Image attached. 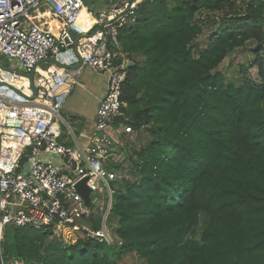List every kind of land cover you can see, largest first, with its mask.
<instances>
[{"label": "trees", "instance_id": "obj_1", "mask_svg": "<svg viewBox=\"0 0 264 264\" xmlns=\"http://www.w3.org/2000/svg\"><path fill=\"white\" fill-rule=\"evenodd\" d=\"M241 2L144 0L122 30L133 62L119 120L151 136L131 151V179L111 182L123 244L87 236L67 244L51 228L10 225L6 254L26 264H119L128 253L146 264H264V0ZM212 19L224 24L202 47ZM248 46L258 77L244 64L234 82L221 65ZM123 161L106 167L120 173Z\"/></svg>", "mask_w": 264, "mask_h": 264}, {"label": "built area", "instance_id": "obj_2", "mask_svg": "<svg viewBox=\"0 0 264 264\" xmlns=\"http://www.w3.org/2000/svg\"><path fill=\"white\" fill-rule=\"evenodd\" d=\"M102 1L104 8L96 13L86 0H0V55L11 57L25 71L0 65V264H26L22 257L1 249L10 225L51 228L65 243H75L83 233L110 246L123 244L108 224L114 191L106 163L122 161L120 137L134 130L119 120L125 117L122 86L133 62L121 36L124 28L137 23L144 0ZM41 3L61 18L59 27L45 26ZM85 9L90 20L79 28L76 24ZM71 29L76 31L74 38ZM69 50L74 54L71 60L58 58ZM86 68L106 74L108 80L91 121L93 132L80 133L83 142L72 118L66 119L62 110L71 88L84 87L80 76ZM18 78H26L28 91L15 84ZM84 179L89 202L78 187ZM105 189V202L98 196L90 201L92 193Z\"/></svg>", "mask_w": 264, "mask_h": 264}, {"label": "rangeland", "instance_id": "obj_3", "mask_svg": "<svg viewBox=\"0 0 264 264\" xmlns=\"http://www.w3.org/2000/svg\"><path fill=\"white\" fill-rule=\"evenodd\" d=\"M241 1L242 0H238V5H241L240 4L242 3ZM93 3L95 5V8H93ZM86 4L89 6L90 9L94 10L96 13L97 12L100 13L104 8V3L102 0H86ZM40 7L42 8L43 12L46 13L44 24L47 28L55 29L61 25V18L52 15V12L47 4L41 3ZM86 12L87 10L85 9L83 11V14H85ZM218 15L221 16L220 14ZM214 20L216 19H212L213 22L205 23L204 34L201 37L199 36L201 40L198 41V44H200V46L202 47H206V45H208L213 32L217 30L220 25L224 24V23H221L219 25L216 22H214ZM254 45L255 44H252V46ZM249 46L245 49L242 48L234 53H231L221 65V68L227 72V74L231 77V79L234 82H237L239 80V77L241 75L240 66L244 64L248 68L247 76H249L252 80H256L258 77L257 67L254 65V53H253V50L249 48ZM0 65L5 68L20 72V73L25 72L23 68L17 62H15L11 57H7L5 55H0ZM107 80L108 79H107L106 74L97 73L90 68H86L83 71V74L81 75L80 81L84 82L87 85V93L86 91H83L80 94L87 98L88 96L87 94L89 95L91 94V90L93 89V86L103 87L105 89ZM81 101L82 100H74V103L77 105V103L79 104ZM62 114L66 119H70V117L68 116L66 112V108L64 107L62 110ZM71 123L72 125H74V127H76L75 122L71 121ZM128 134L130 136L128 137L122 136V138L120 137V140L125 146L124 150H121V153H120L121 160L122 161L124 160L122 163L123 168H121V172L119 173V170L117 169L115 170L112 169L110 171L108 170L109 171V174L107 176L108 180L110 181V183L112 182V184L115 185L116 187L120 185V181L123 180V178L131 179V175L128 170L132 167L133 162H134L133 161L134 158H131V156L135 154V153L132 154L131 151L134 152L135 149H140L144 147L146 144H148V142L151 139L149 132H147L146 130H143L142 132H138V133L136 132V130L135 131L133 130ZM79 136H80L81 141L85 140L84 138L81 137V134ZM95 196H98V198L102 199L105 202V200L107 199L106 189L104 192H101L100 194L92 193L90 195V201ZM117 223H118V219L113 214H111L108 217V224L114 228V227H117ZM78 236L81 238L85 237L83 233H79ZM53 237H57V236L53 234ZM53 237L51 236L50 239H48V242H50L51 238ZM5 238L6 236L4 235L3 243L6 240ZM67 244H74V243L72 242V240H70L69 242H67ZM1 249L2 251L5 252L4 245H1ZM14 256H17V255H14ZM119 264H146V262L144 259L139 257L136 253H128L124 255L121 259H119Z\"/></svg>", "mask_w": 264, "mask_h": 264}, {"label": "crops", "instance_id": "obj_4", "mask_svg": "<svg viewBox=\"0 0 264 264\" xmlns=\"http://www.w3.org/2000/svg\"><path fill=\"white\" fill-rule=\"evenodd\" d=\"M214 22H216V20ZM203 34H204V29H203ZM202 35H200V37ZM197 40L200 41L201 39L198 38ZM83 91H86L87 93V85L85 83H84V87L75 85L71 88L70 92L64 98L63 107L66 108V112L68 116L70 118L77 119V122H75L77 134L81 132L84 134L93 132L94 128L91 121L96 116L100 99L106 94L107 84L105 86V89L103 87L93 86V89L91 90V94L90 95L87 94L88 95L87 98L80 94ZM74 100H82V101L79 104L77 103L76 105L74 103ZM81 137L85 139L83 135H81Z\"/></svg>", "mask_w": 264, "mask_h": 264}, {"label": "water", "instance_id": "obj_5", "mask_svg": "<svg viewBox=\"0 0 264 264\" xmlns=\"http://www.w3.org/2000/svg\"><path fill=\"white\" fill-rule=\"evenodd\" d=\"M70 35H71V38H74L75 35H76V31L71 29L70 30ZM59 48L61 50H65V46L60 43L59 44ZM49 64H43L44 67H47ZM29 78L31 80V85L32 87L34 88V94L36 95L37 91H36V88L34 87V72H31L29 74ZM78 187H79V190L81 191V193L84 195L85 199L87 200V202H89V187L87 186L86 184V179L82 180L79 184H78Z\"/></svg>", "mask_w": 264, "mask_h": 264}, {"label": "bare ground", "instance_id": "obj_6", "mask_svg": "<svg viewBox=\"0 0 264 264\" xmlns=\"http://www.w3.org/2000/svg\"><path fill=\"white\" fill-rule=\"evenodd\" d=\"M84 11V10H83ZM82 14L83 12L81 13V16L79 18V20L81 19L82 17ZM86 21L85 23L82 25L81 28H84L86 26V24H88V21L90 20V15H86ZM78 20V21H79ZM74 57V54L71 50L67 51V52H61L59 55H58V58L61 59L62 61H67V60H71L72 58ZM7 76V75H6ZM15 84L18 86V87H22L24 88V90H27V80L26 78H18L16 81H15ZM63 87H66V85H62Z\"/></svg>", "mask_w": 264, "mask_h": 264}, {"label": "flooded vegetation", "instance_id": "obj_7", "mask_svg": "<svg viewBox=\"0 0 264 264\" xmlns=\"http://www.w3.org/2000/svg\"><path fill=\"white\" fill-rule=\"evenodd\" d=\"M85 21H86V17H85V15H83L80 19V23H82V25H83L85 23Z\"/></svg>", "mask_w": 264, "mask_h": 264}]
</instances>
